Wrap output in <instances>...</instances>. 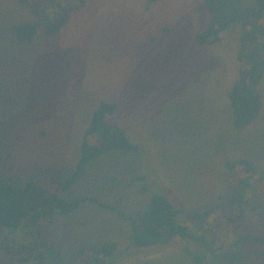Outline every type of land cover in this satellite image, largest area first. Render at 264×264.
I'll return each mask as SVG.
<instances>
[{
	"label": "rangeland",
	"instance_id": "374dc122",
	"mask_svg": "<svg viewBox=\"0 0 264 264\" xmlns=\"http://www.w3.org/2000/svg\"><path fill=\"white\" fill-rule=\"evenodd\" d=\"M146 4L86 0L56 35L22 43L10 24L30 14L17 0H0V177L42 185L67 177L100 101L116 103L111 119L138 145L95 158L66 193L107 208L85 201L43 221L39 233L0 228V264H49L43 248L50 244L64 264H75L77 250L108 237L120 242L108 264H193L183 249H196L193 241L128 246L119 212L146 208L152 193L164 194L196 234L207 230L224 249L231 243L232 227L218 211L189 214L229 191L226 159L263 158L264 168V107L248 127H233L227 90L238 70L235 48L226 35L195 43L207 23L201 0ZM260 89L264 97V78Z\"/></svg>",
	"mask_w": 264,
	"mask_h": 264
},
{
	"label": "trees",
	"instance_id": "16d2710c",
	"mask_svg": "<svg viewBox=\"0 0 264 264\" xmlns=\"http://www.w3.org/2000/svg\"><path fill=\"white\" fill-rule=\"evenodd\" d=\"M17 1L30 14L29 18L18 19L10 24L16 39L22 43L32 42L40 32L46 36L56 35L68 22L71 14L86 2ZM155 1L147 0L146 6L149 7ZM201 3L207 13V23L195 33L194 41L199 46L211 45L220 43L226 35L234 45L238 70L227 90V96L233 127L237 130L244 129L259 118L264 107L260 89L264 78V0H201ZM116 107L115 102L106 101H100L95 106L81 134L75 167L67 177L50 185L10 177L6 181V177H0L2 230L26 228L39 233L43 221H51L57 214H71L85 201L108 207L95 197L68 198L66 193L84 175L95 158L116 149L124 152L137 151L138 145L130 140L126 128L111 119ZM262 160L263 158L255 157L226 159L223 166L232 181L229 191L217 198L213 205L189 214L194 220L207 217L215 211L224 216L233 231V239L225 249L217 244L215 235L210 238L206 235L207 230L196 234L188 224H184L174 204L162 193H152L147 207L142 210L131 214L118 211L120 217L129 224L128 246L151 247L186 240L196 244V249L183 248L191 255L193 264H264ZM248 213L255 214L257 221H249L246 217ZM119 246V240L110 237L93 245L83 246L76 251L75 264H108ZM43 249L49 264H64L61 251L53 244Z\"/></svg>",
	"mask_w": 264,
	"mask_h": 264
}]
</instances>
